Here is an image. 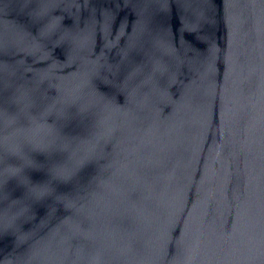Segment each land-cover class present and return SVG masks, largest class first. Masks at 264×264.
Listing matches in <instances>:
<instances>
[{"label":"water","instance_id":"95a60500","mask_svg":"<svg viewBox=\"0 0 264 264\" xmlns=\"http://www.w3.org/2000/svg\"><path fill=\"white\" fill-rule=\"evenodd\" d=\"M0 95L6 176L81 165L0 184V264H264V0H0Z\"/></svg>","mask_w":264,"mask_h":264},{"label":"snow or ice","instance_id":"6c2138e0","mask_svg":"<svg viewBox=\"0 0 264 264\" xmlns=\"http://www.w3.org/2000/svg\"><path fill=\"white\" fill-rule=\"evenodd\" d=\"M5 102L3 95H0V105ZM37 109L33 105L32 110ZM26 118L25 113L20 114V119ZM51 118V115H50ZM69 148L67 145L63 147L49 146L41 148L38 153H27L26 155L17 158L18 168L15 172L5 175L3 171V153H0V184L7 185L9 181H16L19 186L28 191L31 198L40 203L42 200L55 197L60 199L61 194L58 188L52 186L51 177L57 180L70 177L78 173L81 165H77L74 170H69L64 165L53 167L58 161H63L67 158ZM0 219V224H2Z\"/></svg>","mask_w":264,"mask_h":264}]
</instances>
